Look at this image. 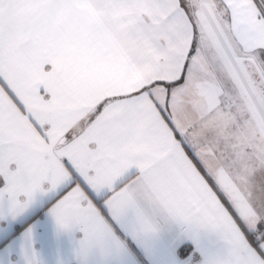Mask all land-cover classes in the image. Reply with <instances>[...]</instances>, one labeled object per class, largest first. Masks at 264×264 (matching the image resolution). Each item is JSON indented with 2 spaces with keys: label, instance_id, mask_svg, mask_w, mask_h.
<instances>
[{
  "label": "snow or ice",
  "instance_id": "obj_1",
  "mask_svg": "<svg viewBox=\"0 0 264 264\" xmlns=\"http://www.w3.org/2000/svg\"><path fill=\"white\" fill-rule=\"evenodd\" d=\"M37 207L76 264H264V0H0V264Z\"/></svg>",
  "mask_w": 264,
  "mask_h": 264
},
{
  "label": "crops",
  "instance_id": "obj_2",
  "mask_svg": "<svg viewBox=\"0 0 264 264\" xmlns=\"http://www.w3.org/2000/svg\"><path fill=\"white\" fill-rule=\"evenodd\" d=\"M26 217V222L18 225L19 232L29 226L32 228L33 247L40 254L43 264H76L73 237L58 232L46 209L37 207L35 211L30 210Z\"/></svg>",
  "mask_w": 264,
  "mask_h": 264
}]
</instances>
